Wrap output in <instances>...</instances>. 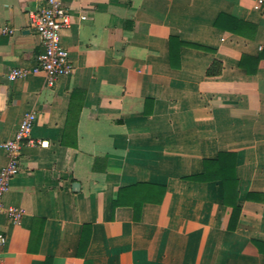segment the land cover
<instances>
[{
    "label": "crops",
    "instance_id": "crops-1",
    "mask_svg": "<svg viewBox=\"0 0 264 264\" xmlns=\"http://www.w3.org/2000/svg\"><path fill=\"white\" fill-rule=\"evenodd\" d=\"M255 2L63 0L74 73L50 87L44 72L8 80L43 45L37 0H0V144L35 114L3 199L23 216L0 213V264H264ZM8 160L0 147V170Z\"/></svg>",
    "mask_w": 264,
    "mask_h": 264
},
{
    "label": "built area",
    "instance_id": "built-area-1",
    "mask_svg": "<svg viewBox=\"0 0 264 264\" xmlns=\"http://www.w3.org/2000/svg\"><path fill=\"white\" fill-rule=\"evenodd\" d=\"M38 6L29 13L30 27L39 35L43 50L39 54L38 64L34 68H13L8 74L9 81L23 79L31 74L44 72L47 84L53 87L60 77H68L74 73V64L70 59L68 50L62 44V32L72 25L71 14L64 6L63 0H37ZM254 9H264V0H256ZM86 17L83 16L82 20ZM12 33L8 27L3 30ZM35 114L26 113L18 127L14 137L0 144L6 151L9 160L0 170V213L5 212L11 222L19 224L23 216V210L15 206H5L3 199L10 189L11 181L21 170L20 152L25 143L31 142L30 134L34 125ZM7 244V236L0 224V250Z\"/></svg>",
    "mask_w": 264,
    "mask_h": 264
},
{
    "label": "trees",
    "instance_id": "trees-1",
    "mask_svg": "<svg viewBox=\"0 0 264 264\" xmlns=\"http://www.w3.org/2000/svg\"><path fill=\"white\" fill-rule=\"evenodd\" d=\"M221 162H225L224 166H220L218 168L219 173H221L223 183L225 185L235 184L237 183L236 177L233 175V167L230 165V155H226L225 158L220 159ZM211 170H206V173H210ZM197 179H208V177H198Z\"/></svg>",
    "mask_w": 264,
    "mask_h": 264
}]
</instances>
